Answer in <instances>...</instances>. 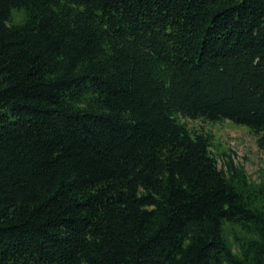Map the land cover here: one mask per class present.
Listing matches in <instances>:
<instances>
[{
    "label": "trees",
    "instance_id": "1",
    "mask_svg": "<svg viewBox=\"0 0 264 264\" xmlns=\"http://www.w3.org/2000/svg\"><path fill=\"white\" fill-rule=\"evenodd\" d=\"M185 120L264 148V0H0V264H264V185Z\"/></svg>",
    "mask_w": 264,
    "mask_h": 264
},
{
    "label": "rangeland",
    "instance_id": "2",
    "mask_svg": "<svg viewBox=\"0 0 264 264\" xmlns=\"http://www.w3.org/2000/svg\"><path fill=\"white\" fill-rule=\"evenodd\" d=\"M22 12H14L13 20H23ZM189 127L207 133L212 138V151L218 158L220 168L224 160L232 156L238 168L242 169L255 186L264 185V148H261L257 138L245 126L233 122L211 123L202 120H185ZM225 231L228 241L237 253L238 248L233 240V232H239L237 227L226 224Z\"/></svg>",
    "mask_w": 264,
    "mask_h": 264
}]
</instances>
